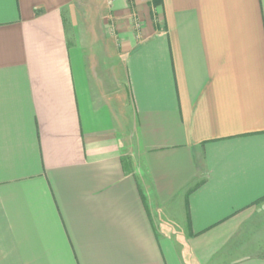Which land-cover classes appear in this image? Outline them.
<instances>
[{
	"label": "crops",
	"instance_id": "0c3cea01",
	"mask_svg": "<svg viewBox=\"0 0 264 264\" xmlns=\"http://www.w3.org/2000/svg\"><path fill=\"white\" fill-rule=\"evenodd\" d=\"M0 264H264V0H0Z\"/></svg>",
	"mask_w": 264,
	"mask_h": 264
},
{
	"label": "trees",
	"instance_id": "16d2710c",
	"mask_svg": "<svg viewBox=\"0 0 264 264\" xmlns=\"http://www.w3.org/2000/svg\"><path fill=\"white\" fill-rule=\"evenodd\" d=\"M153 3H154L155 5H159V4L162 3V0H153Z\"/></svg>",
	"mask_w": 264,
	"mask_h": 264
}]
</instances>
